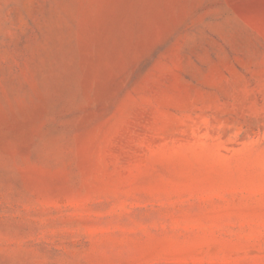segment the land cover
Returning a JSON list of instances; mask_svg holds the SVG:
<instances>
[{"label": "rangeland", "instance_id": "374dc122", "mask_svg": "<svg viewBox=\"0 0 264 264\" xmlns=\"http://www.w3.org/2000/svg\"><path fill=\"white\" fill-rule=\"evenodd\" d=\"M0 264H264V0H0Z\"/></svg>", "mask_w": 264, "mask_h": 264}]
</instances>
